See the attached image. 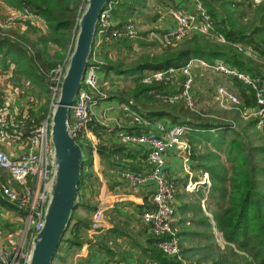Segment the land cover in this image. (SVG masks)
Wrapping results in <instances>:
<instances>
[{
	"label": "trees",
	"instance_id": "1",
	"mask_svg": "<svg viewBox=\"0 0 264 264\" xmlns=\"http://www.w3.org/2000/svg\"><path fill=\"white\" fill-rule=\"evenodd\" d=\"M2 1L11 9L27 7L40 14L47 25V32H40L37 35L39 29L31 25L29 21H25L27 29H33L34 35H37L32 46L27 44L29 38L17 30H8L7 34H0V69L9 74L7 77L9 84L22 85L29 81L31 85L36 84L45 91V71L62 63L64 59H69L72 50L66 57V46L72 36V43L75 41L81 15L79 7L83 0ZM215 1L217 0H202L203 6L214 22V29L224 36L226 43L219 44L211 40V36L194 34L191 39L181 42L175 47L169 46L156 53L149 52L135 65H125L121 60L107 59L101 68L106 75H123L124 79L130 82L127 91L122 90L110 97L123 101L138 113L147 114L151 121L166 117L172 125L185 126L184 137L190 147L189 159L197 174L195 180H198L204 173L208 174L210 186L205 206L212 215L215 228L222 232L225 243L221 248L216 242L211 220L202 210L201 200L205 197L206 184L196 185L191 192L184 188L181 190L182 192L177 191V198L181 203L177 235L180 242L186 241L187 243L181 253L186 264H202L206 258L202 255H206L207 251L214 263L225 260L224 264H264V125L262 130H259L262 131L260 144L253 146L251 140L246 138L242 128L233 127L231 124L208 117L209 113L203 109L191 110L183 102L163 103L156 99L151 92H159L166 88L161 84L147 85L141 81L142 77L149 72L165 70L168 67H181L191 58H200L208 63L220 60L240 72L248 73L251 77L264 78V71L261 70L260 63L255 59L245 57L233 46V43L249 46L257 56L264 58V2L252 10L257 24H253L247 29L240 24L239 16H234L230 9L233 5L243 4V1L219 0L222 5L227 6L223 13L218 11L219 8L214 4ZM146 2L147 0H132L121 7L123 11H127L133 5L142 7ZM131 15V12L125 14L117 27L122 28ZM142 34L144 36L145 32ZM26 41L28 42L26 43ZM48 43H53L61 49V53H54V59H50ZM140 43L154 44L144 39H141ZM117 44L129 48L132 45V40L121 37ZM44 63H49L50 68L44 69ZM228 78L242 101V107L256 108L255 91L251 86L234 76ZM133 99L136 102H142L137 104ZM154 101L158 102L160 106L147 107ZM46 113L47 108L46 110L42 108L37 115L33 114V116L37 121H40L46 116ZM247 122L248 125L259 128L256 118ZM76 141L81 146L83 153L80 189L84 182L91 178L89 172L91 153L84 143L78 139ZM107 150V154H111L120 151L121 148ZM97 151L100 154H106L105 147L101 145ZM221 154H224L225 160L222 159ZM3 198L0 197V204L13 208L14 205L12 206ZM210 200L218 202V208L211 210ZM84 202L83 209L86 214L80 215L77 213L80 202L76 201L52 259V264H56L57 261L65 263L68 256L81 247L84 240L83 233L91 227V215L96 209L95 204L88 199H85ZM117 222H119L117 225L100 233L95 238L91 245L92 250L102 251L111 256L112 244L116 243L117 237L126 236L133 241L128 228L120 223L122 221ZM160 239L151 236L147 241L144 255L150 264H182V262L162 253L156 245ZM196 255L200 256L191 259Z\"/></svg>",
	"mask_w": 264,
	"mask_h": 264
},
{
	"label": "built area",
	"instance_id": "2",
	"mask_svg": "<svg viewBox=\"0 0 264 264\" xmlns=\"http://www.w3.org/2000/svg\"><path fill=\"white\" fill-rule=\"evenodd\" d=\"M249 1L254 5H259L264 0ZM121 2L122 0H107L100 11L87 66L80 87L70 105L67 120L68 132L75 140L78 139L82 143L86 141L85 131L89 126L94 134L99 131V127H104L107 131L116 128L121 131L123 126V123L117 120L114 128L111 129L106 122L94 118V107L108 97L98 79L97 73L102 62L97 57L96 48L103 39L113 42L123 36L137 35L133 31L131 23L118 28L113 21L114 11ZM164 15L173 19L174 28L160 34L151 32V36L158 40L163 47L177 44L194 34L211 36L220 42H226L224 36L214 29L211 15L199 0H194V8L191 11L175 7L164 11ZM25 21L40 28L46 25L40 14L23 7L11 10L6 17L0 19V29ZM233 46L239 51L244 49L239 43H233ZM67 64L66 58L47 72L46 81L48 82L46 83L51 95V102L49 111L40 121H37L33 116L39 107L36 102H27V108L23 112L17 111L12 104L10 106L5 103L0 104V169L6 171L9 177V180H0V194L16 209L22 211V225L19 228L16 242H12L10 248L0 247V264H29L33 238L43 227L54 176V149L50 136L51 116L59 96ZM200 70L234 76L250 85L255 91L257 101V106L254 109L242 107L240 98L236 94L228 92V88L223 85L217 86L216 100L221 107H226L228 102L233 103L234 108L246 116L251 112L249 114L254 116L253 119H257V126L264 125V78L251 77L248 73L240 72L220 60L208 63L200 58H191L181 67H168L165 70L149 72L142 77L141 81L147 85H163L165 90L151 92L163 103L183 102L186 107L193 110L192 87L195 72ZM32 105L33 107H31ZM34 107H36L35 110ZM121 109L130 114L131 127L144 128L150 124L147 117L132 110L128 104H122ZM232 126L235 127L234 124ZM157 128L159 133L150 129L146 133L135 130L120 132L121 143L147 147L146 162L150 168L143 171L123 169L119 172V178L133 189L149 180L154 182L155 188L147 198L146 205L140 214L141 220L154 237L161 238L156 245L165 256L186 264L181 256L182 246L177 229L173 225L175 198L178 191L177 180L170 178L164 169L166 153L172 148L184 153L189 160L190 147L184 137L186 127L175 124L166 128L163 124L158 123ZM12 144L23 145L26 150L18 154L11 153V149H7V146ZM187 170L190 172L189 165H187ZM196 184V182H188L186 190H193ZM102 217L103 210L96 208L89 228L91 231H96ZM105 264H150V262L111 259Z\"/></svg>",
	"mask_w": 264,
	"mask_h": 264
},
{
	"label": "crops",
	"instance_id": "3",
	"mask_svg": "<svg viewBox=\"0 0 264 264\" xmlns=\"http://www.w3.org/2000/svg\"><path fill=\"white\" fill-rule=\"evenodd\" d=\"M130 1L132 0H124L114 11L113 21L116 25H118L120 21H122L124 15L128 14V12H131L132 14L130 18H128V20L137 18L139 13H141L140 11L143 12L144 8L149 5V3H146V6L144 5L142 7H140L139 5H133L130 10L123 11V5ZM170 2L174 4L173 8L177 7L187 11H191L194 8V0H170ZM11 10L12 9L9 6H7L2 0H0V18L4 14L9 13ZM166 10L168 9L165 8L158 10L156 18H153L151 21L152 27H150L148 30L155 29L157 31L165 32L174 28L175 23L173 19L168 15H164V11ZM22 31V34L28 37L29 40H33L35 38L33 29H26L24 31L22 27ZM110 43L112 42L103 39L102 43L96 48L97 57L102 62L101 66L104 65L107 61L105 52L108 50ZM50 45L51 44L49 43L47 44V48L51 55L50 59H54V53H61V49L59 47L53 48ZM49 65V63H44L43 68L48 69L50 68ZM200 71H197V73H199ZM97 74L99 82L102 88L107 92L108 97L102 102H99L94 107L95 119L106 122L111 129L114 128L116 121L120 120L123 123L121 131L135 130L136 132L141 133H146V131L149 129L159 133L157 130L158 123L163 124L166 128L172 125L170 120L166 117L151 121L149 120V116L147 114L139 112L140 114H143L148 118L150 124L144 128L131 127V124L129 123L130 117L128 116V113H125L121 109V105L124 104V102L119 101L117 98L110 97L111 95L117 94L123 90H120L122 84L125 83L123 75H106L101 67ZM0 76H6L5 72H2L1 69ZM9 87L10 89L12 88L11 86ZM14 93L16 95L15 98L12 99L11 104L17 111L23 112L27 108V100L23 94L16 92ZM31 107H33V105ZM35 108L36 107H34V110ZM131 109L137 111L133 108ZM91 129L92 128L90 126L86 129V141L84 143V145L89 148L88 151L91 153V165L89 167L91 178L86 180L82 187L79 189L77 201L80 202V205L77 209V213L80 215L86 214L83 209V204H85L84 200L88 199L91 203L95 204L96 208H101L103 210V217L101 219L99 227L95 232L91 231L89 228L85 230V232L83 233L84 240L81 247L74 253H71L65 263L60 264H76L79 261H82L85 264H105L108 260L111 259H123L125 261H148L147 257H145L144 255V250L147 247L148 239L153 235L150 233L146 224L141 220L140 214L146 205L148 196L153 192L155 184L153 181L149 180L143 185H140L139 187L133 189L130 188L125 181H122L119 178V172L123 169L143 171L150 168L149 164L146 162L147 147L145 145L121 143L119 140V134L121 131L117 128L107 131L104 127H99V131L96 132V134H94ZM99 145L105 147L104 152L106 154H100L97 151ZM117 148H121V150L116 153L107 154V149ZM7 149H11V153L14 152L15 154L26 150L25 146L20 144H12L10 146H7ZM187 165L190 166V172H188L187 170ZM164 169L166 170L167 175L170 178L183 180L184 184L181 187V190H183V188L184 190H186V185L188 182H196V185L205 183L206 192H208V188L210 186L208 174L204 173L207 176V180L204 177V180L202 182L198 181L200 179L195 180L197 174L193 170L190 159L187 160L185 154L178 149L172 148L166 153ZM0 171V180H9L7 172L2 169H0ZM0 197L3 198L1 194ZM206 199L207 196H205L203 200H201L202 210L205 214L207 212L205 206ZM180 204V200L177 198L176 193L173 225L175 227H178V230L179 219L181 216L179 212ZM117 221H122L120 223L124 224L128 228V232L133 241H131L126 236L117 237L116 243L112 244L111 256L102 251L92 250L91 245L95 241V238L100 233L117 225V223H119ZM21 225L22 211L16 209V207L14 206L13 208H9L5 205L0 204V247H5V243H7L9 239L13 238L10 235V231L17 229L18 227L20 228ZM17 235L18 233L16 232V237L14 238L15 240L17 239ZM131 242L133 243V245ZM56 263L59 262L57 261Z\"/></svg>",
	"mask_w": 264,
	"mask_h": 264
},
{
	"label": "rangeland",
	"instance_id": "4",
	"mask_svg": "<svg viewBox=\"0 0 264 264\" xmlns=\"http://www.w3.org/2000/svg\"><path fill=\"white\" fill-rule=\"evenodd\" d=\"M123 1L124 0H122V2ZM236 1H241V2L243 1V4L238 5V6L233 5L231 6L230 9L233 11L234 16H239L240 24H242L247 29L248 27L250 28L253 24H257L256 21L254 20V15H253L252 10L258 5L252 4L249 0H236ZM86 2L87 0H83V2L81 3L79 7L80 13H82L86 5ZM199 2L203 4L202 0H199ZM146 3H149V5L148 6L145 5L146 7L144 8V11L143 12L140 11L141 13H139L137 18H132L129 20L127 19L126 24L131 23L133 31L137 34L133 37L127 36L129 40L130 39L132 40L131 47L128 48L123 45H118L117 44L118 39L114 40L112 43L109 44V48L105 52L106 59H110L112 61L121 60L123 64L125 65H135L139 61H141L144 56L149 54V52L156 53L160 49H165L169 47V46L168 47L161 46L158 40H156L155 38L151 36V32L160 34L162 33L161 31H157L155 29H152V30H148V29L152 27L151 21L153 18L154 19L156 18V14L158 13V10L165 9V8L167 9L173 8L174 4H172L170 0H147ZM214 4L217 6V8H219L218 11L220 13H223L224 11H226L227 6L222 5L219 0L215 1ZM9 13H6L3 16H1L0 19L6 17ZM33 26L39 29L37 30V35L40 32H43V33H45L44 31L47 32L46 30L47 25H45L42 28L36 25H33ZM22 27L24 31L27 29L26 28L27 25L25 24V22L16 23L15 25H11L10 27L0 29L1 31L0 34H7L8 30H17L19 33H23ZM141 32H145V35L143 36ZM37 35H34L35 38L33 40L32 39L29 40L30 43L28 41H26V43L28 42L27 44H30V46H32V42L37 38ZM73 35H74V32H73ZM191 37H189L188 39L182 40L179 43L189 40L191 39ZM72 39H73V36L71 37L69 44L66 46V51H67L66 57H68L69 52L73 48L74 43H72ZM141 39H144L145 41H148V42H152L154 44L152 45L142 44L140 43ZM210 39L219 44L226 43V42H220L216 38H213V37H211ZM179 43L172 44L170 46L175 47ZM49 44H51L50 46H52L53 48L58 47L53 43H49ZM241 45L244 47L245 50L243 49L242 51H239L237 48L236 49L239 52H242L245 57L251 58L253 60L255 59V61L260 63L259 65L261 67V70L264 71V58L257 56V54L254 51H252L249 46H245L243 44ZM47 72L48 71H45V82H44L45 91L41 90V88H39V86H37L36 84L31 85L29 81L24 82L23 83L24 85L22 84L23 86L22 85H12V84H9L7 81V77H9V74L5 73L6 76H0V86H1L0 99L2 100L0 104L5 103L6 105L10 106L12 103V99H14L16 95L14 92H16V93L23 94L25 98L27 97L26 99L27 102L33 101V102H36L37 105L39 104L37 111L34 112L35 115H37L42 108L44 110H46L47 108V112H48L50 109L51 95L48 90V84L46 83L48 82L46 81V78L48 75ZM228 77L229 76H225L223 74H219V73H215L211 71L201 70L199 73L195 72L194 84L192 87V96L194 100L193 110L197 111V110L203 109L205 112L209 113L207 115L208 117H212L215 120H218L226 124H231V125L234 124L236 127L242 128L243 133L246 134V138L248 140H251L253 146H257L261 142L260 137H262V131H259V130H262L263 126L259 128H254L251 125H248L247 121H250L254 117L251 114H249L251 112H249L248 115L246 116L242 114L241 112H239L236 108H234L233 103L228 102L226 107H221L216 100V96H217L216 90H217L218 85L226 86L228 88L227 89L228 92H231L232 94L237 95V91L234 87H232ZM129 85H130V82L128 80H125V83L122 84V86L120 87V90L123 89V91H127L129 89ZM9 86H11L12 88L10 89ZM158 100L161 101L160 99ZM135 102L136 101H134V103ZM141 102L142 101H137L136 103L140 104ZM148 106L159 107L160 104L154 101V102H151L150 105H147V107ZM128 116L130 117V114H128ZM221 155H222V159L225 160L224 154H221ZM203 177L207 180V176L204 174V176L202 175L198 178L200 179L198 181L202 182L204 180ZM183 184H184L183 180H180V179L177 180V185H178L177 190H179L180 192H182L181 187L183 186ZM205 196H207V192ZM209 203H210L211 210L218 208V205H217L218 202H215L214 200H210ZM175 228L177 229V232H178L179 231L178 227H175ZM213 228H212V232H213ZM18 229L19 227L15 230L10 231V235L13 238L11 239L8 238L9 240L7 241V243H5L6 245L5 247L10 248V246L12 245V242L14 243L16 242L14 238L16 237V232L18 233L19 231ZM217 232L218 233L216 234L213 233L215 236V240L220 245V247L223 248L224 247V244H222L223 238L221 235H219L218 230ZM181 245H182V248L186 247L187 246L186 241L185 242L183 241ZM208 252L209 251L206 252V255L205 254L202 255V256H206V258L202 261V264H224L225 260H221L220 262L218 261L217 263H214L212 258L209 257ZM199 256L200 255L192 256L191 259H196ZM76 264H85V263H83L82 261H79Z\"/></svg>",
	"mask_w": 264,
	"mask_h": 264
},
{
	"label": "water",
	"instance_id": "5",
	"mask_svg": "<svg viewBox=\"0 0 264 264\" xmlns=\"http://www.w3.org/2000/svg\"><path fill=\"white\" fill-rule=\"evenodd\" d=\"M106 2L107 0H87L79 17L74 45L51 116L50 136L54 149L51 197L44 215L43 227L32 241L29 264H52L78 199L83 153L79 143L68 132L67 120L70 105L80 87L93 47L98 17ZM206 214L214 227L213 233H218L212 215L208 212ZM219 235L222 236V232H219ZM224 243L223 239L222 244Z\"/></svg>",
	"mask_w": 264,
	"mask_h": 264
}]
</instances>
